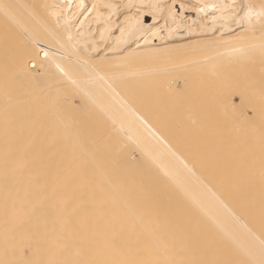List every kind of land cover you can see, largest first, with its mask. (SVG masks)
I'll use <instances>...</instances> for the list:
<instances>
[{
    "label": "bare ground",
    "instance_id": "6f19581e",
    "mask_svg": "<svg viewBox=\"0 0 264 264\" xmlns=\"http://www.w3.org/2000/svg\"><path fill=\"white\" fill-rule=\"evenodd\" d=\"M176 2L0 0V264H264V189L249 196L250 182L236 191L234 180H207L194 151L182 149L184 157L178 145L189 132L184 119L195 112L194 95L188 94L192 107L187 95L180 100L192 113L186 106L189 115L184 107L176 110L186 115L177 143L176 130L165 127L170 111L162 115L170 120L163 126L165 120L149 121L139 107L151 94L144 95L149 88L143 84L157 87L152 94L159 97L161 87L177 89V79L159 78L166 87L154 79L146 84L137 63L122 65L175 48L187 35L194 37L183 46L215 43V60L239 59L253 46L246 39L263 33L264 0H193L188 19ZM149 15L150 25L144 21ZM140 42L145 49L133 48ZM207 56L201 61L197 55V64L211 63ZM111 63L117 68L99 66ZM163 91L162 101L151 100L165 102L172 93ZM135 92H143L140 110ZM73 96L78 105L88 100V117L101 113L91 121L109 119V126L97 122L109 132L90 139L91 122L78 126L75 111L65 107ZM155 124L172 135H162ZM189 136L181 145L198 147ZM233 191L243 197L234 201Z\"/></svg>",
    "mask_w": 264,
    "mask_h": 264
},
{
    "label": "rangeland",
    "instance_id": "374dc122",
    "mask_svg": "<svg viewBox=\"0 0 264 264\" xmlns=\"http://www.w3.org/2000/svg\"><path fill=\"white\" fill-rule=\"evenodd\" d=\"M180 3L185 4L186 7L188 6L192 10L190 8H186V9L183 8V11H182ZM194 5L195 4L193 3V0H177L174 7H175L176 11H178L179 13L183 12L181 14V16L183 15V17L188 19L189 15L191 17L194 16V11H193ZM144 21L148 25H150L153 23L152 22L153 17H151V15H149L148 17H146L144 19ZM156 23L159 24V22H156ZM183 31L181 30L182 33H183ZM256 34L257 35L255 36L254 39H246L247 41L250 40V42H248L249 45H248V43H247V45L249 47L251 45H253V46L250 47V49L247 46V48L249 50L245 51V53H243L239 59L236 57H233L231 59H229V58H218L217 60H215V57H213L214 55H216V44L215 43L212 45L206 44V43L205 44L199 43L195 46H183L182 44H185L186 42L190 41L189 40L190 38L194 37L193 35L192 36L187 35L186 37L182 38V40H181L182 42H180V44L176 45L175 48L167 49V50H161V51L156 52V53L155 52L154 53L151 52L149 54L146 53V54H143L142 56H140L141 58L138 57L139 59L137 57H132V58L128 59V61H130V62L127 61L128 63L122 64V65H127V64L128 65H134V63H137V65H139L138 66L139 68L136 66L138 69L135 72L139 73V71L140 72L141 71L143 72V70L145 71V73H141V75L144 74L143 77L141 75L140 76H141V78H143L145 80V82H144V80L142 79L143 82L146 84L149 83V80L151 81L152 79H154V81H157V80L160 81V79L163 77H164V81H167V83H168L169 79L170 80H173L175 78L177 79V81H174V80L173 81L176 82L178 85L177 89H176V87L174 88V90H176V91L179 90L177 92L178 95L177 94L174 95V93H176V91L174 92L173 88L172 89L166 88V91H167L166 92L164 90L165 88L163 89V87H161V86H164L166 84V82H164V81H163V83H164L163 85H161V83L159 81L155 82V84L159 83L158 85L159 86L161 85L160 86L161 90L162 91L164 90L163 94L166 93V95H168V94L172 93L171 96L172 95L176 96V97H174V98H176L174 100L176 102L178 101V103H174V101L171 100V99H173V97L171 98L170 95H168V96L164 95L165 98H169V96H170L169 99H165V98L163 99V100H165V102L158 103V102H156V100H151L153 98H155V99L160 98V99H158L160 101L161 97L163 98V96L160 97V94H162L161 90H159L160 88L158 89L159 91L157 90L158 91L157 94L160 93L159 97H157L156 95L152 94V91L154 89L156 90L157 87L156 88L153 86L150 87L151 84H149L148 85L149 87L146 88L147 85L142 83L144 85L145 89L149 88V90H146V91L144 89L145 93L147 91H150L146 94L144 93V95H146V97H148L149 93H151L153 96L151 98V96H150L151 94H150L148 97L150 100L148 98L146 99V101H148L149 103L147 102V103L141 104L140 102H143L144 99L142 100V96L140 97V95L143 94V92L142 93L139 92V94L135 92L136 97H134V98L137 99L136 101H138V103L133 99V101H134L133 103L136 102L135 103L136 105H134V106L138 107V104L140 103L139 107L143 106L144 109L146 108L147 112H149L148 115L146 116V117H149L148 120L151 119V121L154 120V122H156V123L160 122V124L163 120H165V123H163V126H164V124H167L166 121H170V120H168L169 118L163 119L162 115L168 113L169 111H170L169 116H167L168 114H166L165 117H171V121H170L171 125L172 124L174 125L177 123V128H178L179 124L182 127L184 122L185 123L187 122L186 124H184L186 126L184 127V125H183V127L186 128L188 125L189 129H187V131H189V132H187V133H189L190 136H189V134L185 133L184 135L186 137H184L182 134L186 130V129L184 130L183 127H182L183 130L181 128L182 131L179 128L177 130V128H175V126L174 127H172L173 125L170 126V122L165 126V127H167L169 125V128L171 127L169 130L167 127V130L171 131V133L176 130L174 132L175 134H176V132H177V135L182 134L181 136L178 137L177 135H175L173 133V139L174 140L178 139V138L180 139L179 141H177V143L178 142L180 143L182 141L183 142L188 141V139H189V138H187V135H188L190 138H193V140H194L193 141L190 139L193 142L192 144H194V142H195V144H198L199 148H201V146L203 148V149L201 148L202 149L201 150L197 147V145H191V147L193 146V147H196L197 149L191 148V147H189L190 145H188L186 143L181 145L183 143L182 142L178 145H180V148L182 147L180 152L181 153L183 152V156L185 157L184 154L187 151L186 150L187 148H188V151H189V149H192L190 152H192V151H194V152H192L191 156L193 155V157L198 158V160L196 159V161H195V159L192 158L190 156V154H188V158L190 157L189 160L192 158V159H194V161L193 160L192 161L197 163V165L202 164L201 166H203L204 168L202 167L200 172H202L204 174V177L210 175L209 177H206V179L211 180L214 183L227 182V184H228V182H230V184H231V182L234 180L232 182L233 183L232 185H234L236 183V185L238 187L235 186V187H237V189H235V190L237 191L241 187L244 188L242 185L246 186L248 184V182H250L248 184V186H249L248 189H250V190L248 191L249 193H247L249 196L256 195L255 194L256 192L254 191V189L255 190L258 189L257 192L258 191L261 192L260 190L264 189V164H262V163H264V47H262L263 46L262 43L264 42V27H263V33H261L260 31H257ZM199 38L200 39L202 38L203 40H208L210 37L206 36V37H199ZM204 42H206V41H204ZM140 46H143V47H140ZM139 47L141 49L144 47L146 48V45L143 44V42H140V43L136 44V46H133V48H136V49H140ZM213 52H215V54H213ZM207 54H208V56H207ZM197 55L201 56V57H199V60H201L200 58H202L201 61H203V59H205L204 57L207 56L208 58H210V56H211V60H210L211 63H207L205 65L204 64L203 65L197 64L200 62V61L197 62V60H198ZM202 56H204V57H202ZM177 58H178V60H177ZM212 59H213V61H212ZM164 61H165V63H164ZM140 62H142V63H140ZM128 65H127V67H129ZM99 66L102 67L101 69H103V70H111V69L117 68V66H115L114 63H111L109 65H105V66L102 64H99ZM178 66H180V67H178ZM122 67H125V66H122ZM161 71L164 74H162ZM179 75L181 77H179ZM138 76H136V77H138ZM139 77H138V79H139ZM165 78H166V80H165ZM161 80H163V79H161ZM140 81L137 85L139 87L136 86L138 88V90H137V88H135L137 90V92L139 91V88H140V84H141ZM133 82H135V84H136V81H133ZM153 82L151 81L150 83H153ZM135 84L133 83L134 86H135ZM155 84H153V85L158 86ZM130 85H132V84H130ZM143 85H141L142 90H143ZM173 85L174 84H172L171 86H173ZM132 86H130V88H128V89L131 90ZM164 87H166V86H164ZM141 89H140V91H142ZM136 90H133L132 93H134V91H136ZM171 90H173L174 93L171 92ZM168 92H171V93H168ZM153 93H156V92H153ZM179 93L181 94V96L179 95ZM189 93L192 96L194 95L193 97L195 100H193L192 98L191 99L189 98V97H191ZM188 94H189V97H188ZM137 95H139V98H137L138 97ZM183 95L185 97L187 95V98L189 100L187 98H186L187 99L186 100L185 97H183ZM146 97H144V98H146ZM182 98H184L187 102L190 100H193L194 103L192 101H190V102H192L191 104H193V105L196 103L195 104L196 108H195V106L193 108L192 107L193 105L191 106L188 102V105H190L192 107V110L194 109L195 112L190 110L191 109L190 106L183 104L186 101L180 102V100L184 101V100H182ZM80 102H81V104L78 105L79 98L77 96H73L71 101L68 102L70 104V106H65V107H66V109H70L72 112L75 111V112H73L72 117H75V118L78 117L79 118L80 122L77 123L78 126H80L82 123H84V121L91 122L92 128L90 130H88V132H86V134L91 135V136H89V138L94 139L98 133H101V131H104L103 133L109 132V130L98 129L101 126L99 125L100 126L99 127L97 122L100 120L99 122L102 123L101 121L103 119L101 120V119L97 118V121H95L96 119L91 121V119H93L91 117L92 114H93V117H95L96 115H94V113L96 114L98 112L93 111V113H91V111H90L89 112L90 117L87 116L88 115L87 112L89 109L88 100L86 98H83L82 100H80ZM68 103H65V104H68ZM144 104L145 105L147 104V105L145 106ZM185 106L187 107V109L189 111H191L189 113L193 112L191 115H189L188 110L186 109L187 110L186 115L188 113V115L190 116V117H188L189 119L187 118L186 115H184L185 113L182 114L183 111L184 112L186 111ZM139 107L137 108L138 110L141 109V107H140V109H139ZM182 107H184L183 108L184 110L182 109ZM142 109H141V111H142ZM177 109H182L183 111L180 112V110H178V112H179L178 113V112H176ZM144 111L145 110H143L142 112L144 113ZM147 112L145 114H147ZM173 112H175V113H173ZM78 114H80V115H78ZM170 114H171V116H170ZM193 114H194V116H193ZM234 114H235V116H234ZM98 115L99 114H97L96 117H102V116H100L101 113L99 116ZM160 115L162 116V118L160 117ZM172 115H174V116H172ZM184 116H186V118L185 119L183 118V119L186 121H184L183 119L180 120V118H182ZM177 117H179V118H177ZM245 117H246V119H245ZM154 118H156L157 121ZM191 118H193L195 120L192 119L193 121L191 122V120H190ZM197 120H199V121H197ZM103 121L104 122L108 121L106 123V125L109 126V123H110L109 119H107V121H105V120H103ZM181 121L182 122L184 121V122L182 123ZM104 122H103V124H105ZM154 122H150V123H152L154 125ZM145 123H146V120H145ZM202 123H203V125H202ZM146 124L148 125V123H146ZM233 125L235 126L234 129H233ZM156 126H158V125L155 124L154 127H156ZM156 128H157V131H159L160 133L163 132V133H161L162 135L164 134V132H165V134L167 133V135L169 133L166 129L165 130L167 132L164 131L163 127H162L163 130L159 126ZM179 131L181 132V134ZM171 133H169V134L172 135ZM191 133H192V135H191ZM165 134H164V136H165ZM175 136H176V138H175ZM201 136H202V138H201ZM206 136H208V137H206ZM183 137L186 138V140H184ZM168 138H169V136H168ZM173 139H172V141H173ZM258 141H260V142H258ZM174 142H176V141H174ZM189 142H187V143H189ZM204 142H205V144H204ZM177 143H175V144L177 145ZM185 144L188 146H186ZM203 144L205 145V147H203ZM177 147H179V146H177ZM231 147H233V149ZM184 148H186V149L182 151V149H184ZM177 149H179V148H177ZM200 150H201V152H200ZM222 150L224 151V153ZM202 151L205 153H203ZM235 151H237V152H235ZM135 152H136V150H135ZM231 152H233V153H231ZM249 152H251V155ZM138 153H139V151L137 150V152L135 154L138 156ZM194 153H197V155ZM209 153L213 157L211 156L210 158H208V156L210 155ZM199 154H201L202 158H201V156H199ZM243 154H244V156H243ZM205 155L206 156L208 155V156L206 157ZM203 156L206 158L204 159ZM223 156H225V157H223ZM235 156L237 157V159ZM186 159H187V154H186ZM201 159L202 160L204 159V161H202ZM216 159H218V160H216ZM237 160H239V161H237ZM212 161H214V162H212ZM206 165H208L207 167L210 171H208ZM218 165L220 166L221 169L218 168L219 167ZM233 169L236 172V174L234 172L235 175L233 174ZM260 169H262V171ZM218 171L220 174L218 173ZM228 171H229V173H228ZM197 172L199 174V171H197ZM210 172H211V174H209ZM205 173H207V174H205ZM230 173H231V175H229ZM237 173L239 176L237 175ZM245 175H247V176H245ZM217 176H219V177H217ZM221 176H223V178H221ZM229 176L230 177L232 176V178H230ZM234 177H236L235 178L236 180L233 179ZM213 178H215V180ZM244 179H246V181H244ZM252 182H254V183H252ZM225 184L226 183H224V185ZM254 184H255V186L253 187ZM232 185H230V186H232ZM239 186H241V187H239ZM252 189H253V191H252ZM235 192L233 194V199H237L238 197L240 198L239 195H242V194L237 193V192L235 193ZM237 195H238V197H236ZM257 195H258V193H257ZM260 195L261 194H259V196ZM242 197H243V195H242ZM159 198H161V197H159ZM238 200H240V199H237L234 201H238Z\"/></svg>",
    "mask_w": 264,
    "mask_h": 264
}]
</instances>
